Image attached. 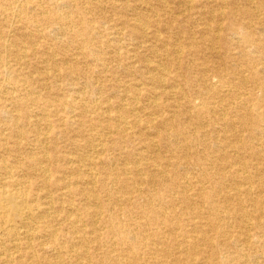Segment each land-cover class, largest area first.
<instances>
[{
  "label": "bare ground",
  "instance_id": "1",
  "mask_svg": "<svg viewBox=\"0 0 264 264\" xmlns=\"http://www.w3.org/2000/svg\"><path fill=\"white\" fill-rule=\"evenodd\" d=\"M0 264H264V0H0Z\"/></svg>",
  "mask_w": 264,
  "mask_h": 264
}]
</instances>
